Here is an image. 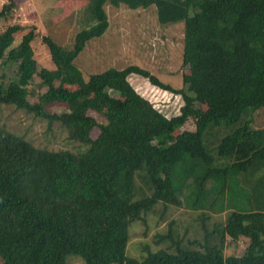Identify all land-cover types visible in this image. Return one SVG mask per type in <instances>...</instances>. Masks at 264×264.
Listing matches in <instances>:
<instances>
[{"label":"trees","instance_id":"obj_1","mask_svg":"<svg viewBox=\"0 0 264 264\" xmlns=\"http://www.w3.org/2000/svg\"><path fill=\"white\" fill-rule=\"evenodd\" d=\"M121 6L152 8L162 26L182 24L181 88L136 65L83 79L75 59L108 30L106 8ZM16 8L5 0L0 25ZM85 12L86 28L68 47L20 24L0 28V68L19 66L6 88L0 83V107L45 121L48 132L58 123L72 145L49 150L0 128V264H68L70 255L83 264H264V0H88ZM36 37L51 69L34 57ZM131 75L178 96V112L156 108ZM56 104L64 110L52 111ZM189 121L193 130L175 134ZM234 182L249 192L251 211L230 210ZM226 193L229 212L209 224ZM164 202L198 212L201 240L127 256L131 223ZM239 245L240 254L225 256Z\"/></svg>","mask_w":264,"mask_h":264},{"label":"rangeland","instance_id":"obj_2","mask_svg":"<svg viewBox=\"0 0 264 264\" xmlns=\"http://www.w3.org/2000/svg\"><path fill=\"white\" fill-rule=\"evenodd\" d=\"M16 1L17 8L12 17L7 22H3L0 28L7 24H20L25 26L27 31L50 36L58 44L67 47L72 45L75 34L86 28L89 19L85 12L88 0ZM4 2L5 0H0V6ZM106 11L109 19L108 30L101 38L89 42L74 61L83 79L86 80L90 74L102 72L109 67L122 69L129 65H136L151 72L164 84L175 89L181 88L185 79L183 75H188L187 70L181 67L182 24L159 25L152 8L129 10L121 6L107 7ZM18 41L19 37L16 38L15 43ZM32 48L39 65L51 69L52 63L48 51L38 37L32 41ZM18 69V64L0 68V83L4 88L7 87L11 76ZM129 83L137 93L147 98L156 108L165 111L168 116L176 114L182 104L178 96L156 89L137 75H131ZM33 88L37 93H44L46 90L45 87H38L36 84ZM65 88L73 90L74 86L65 85ZM63 110L64 106L57 104L52 108V111L56 113ZM87 114L101 122L100 116L93 111H88ZM1 127L25 136L37 147H45L54 151L72 150L71 143L66 140V133L58 126V123H54L48 132L45 121L34 119L11 106L0 107ZM183 129L193 130L192 122L186 123L175 131V134ZM98 132V129L94 128L91 135L97 136ZM212 139L210 142L204 140L206 147L209 148L210 144L214 143ZM135 184L137 190L135 198L138 199L145 194L144 185L138 175L135 177ZM243 189L235 182L233 183L230 200L233 206L229 205L232 208L230 210L240 212L252 210V205L248 201L249 192ZM228 195V193L220 195L224 198L216 202V207L223 206L224 211L213 214L209 224L214 225L225 219L229 212ZM183 197L186 199L187 195L184 194ZM212 198V195L207 196L209 201ZM190 209L187 206L184 208L182 202L178 204L164 202L156 204L151 211L141 214V218L134 220L129 227L125 254L141 259L147 252L168 248L176 238L180 241H182L181 238L186 241L195 238L201 240L202 233L196 217L198 212ZM241 250L240 245L239 247L230 246L225 249L224 254L225 256L238 255ZM67 262L68 264H83L82 259L75 255H70Z\"/></svg>","mask_w":264,"mask_h":264}]
</instances>
